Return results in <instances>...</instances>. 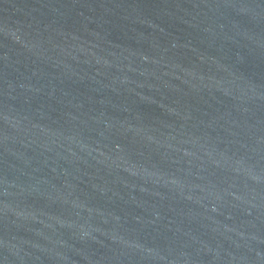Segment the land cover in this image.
<instances>
[{
  "label": "water",
  "instance_id": "water-1",
  "mask_svg": "<svg viewBox=\"0 0 264 264\" xmlns=\"http://www.w3.org/2000/svg\"><path fill=\"white\" fill-rule=\"evenodd\" d=\"M0 264H264V0H0Z\"/></svg>",
  "mask_w": 264,
  "mask_h": 264
}]
</instances>
